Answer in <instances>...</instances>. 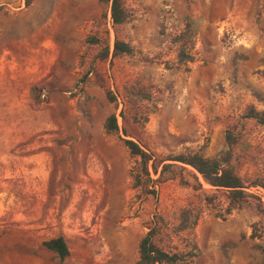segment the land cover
Instances as JSON below:
<instances>
[{"label": "rangeland", "instance_id": "rangeland-1", "mask_svg": "<svg viewBox=\"0 0 264 264\" xmlns=\"http://www.w3.org/2000/svg\"><path fill=\"white\" fill-rule=\"evenodd\" d=\"M122 1L114 25L110 0H0V264H136L151 229L174 264H264V0ZM192 154L245 199L170 160Z\"/></svg>", "mask_w": 264, "mask_h": 264}, {"label": "trees", "instance_id": "trees-1", "mask_svg": "<svg viewBox=\"0 0 264 264\" xmlns=\"http://www.w3.org/2000/svg\"><path fill=\"white\" fill-rule=\"evenodd\" d=\"M33 0H24L25 6H29ZM110 18L114 25H120L125 22L127 12L122 0H110L109 4ZM114 54H127L131 51L129 45L125 42L115 40ZM110 100L112 96L108 95ZM245 118L253 119L258 124L264 125V110H257L254 107H249L246 110ZM104 128L108 133L118 131V125L115 115H111L106 119ZM226 141L229 146L234 143V136L232 132H227ZM125 147L133 156L139 157L141 164L145 166V174L150 181L149 172L146 168L149 161L153 160L149 152L144 151L137 143L132 140H123ZM171 161H176L191 166L197 173H199L204 181L211 186L225 188L229 191V199L231 203H238L245 199L246 194L243 192L242 182L234 170L228 166V159L226 158H205L198 154L188 156H176ZM171 164H166L163 167H169ZM157 170L153 167V173ZM137 183L141 181V173L134 175ZM154 231L151 229L139 242V258L136 264H174L177 260L176 254H169L160 249L153 242ZM42 246L47 250L53 252L60 260L65 259L69 255L68 246L62 236L50 238L42 242Z\"/></svg>", "mask_w": 264, "mask_h": 264}]
</instances>
